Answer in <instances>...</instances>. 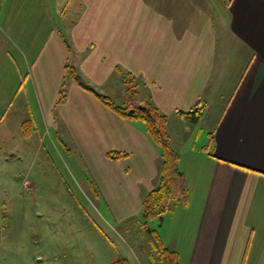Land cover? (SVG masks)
<instances>
[{
	"label": "crops",
	"instance_id": "0c3cea01",
	"mask_svg": "<svg viewBox=\"0 0 264 264\" xmlns=\"http://www.w3.org/2000/svg\"><path fill=\"white\" fill-rule=\"evenodd\" d=\"M57 16L68 20L67 37L54 28ZM0 22L28 50L47 36L32 84L45 119L70 59L100 84L133 78L137 100L169 116L190 201L168 214L177 236L161 235L182 263L264 264V0H0ZM67 84L55 119L93 187L141 211L159 182L160 148L141 120L122 118L75 78ZM200 102L198 124L177 114ZM112 150L127 155L112 160Z\"/></svg>",
	"mask_w": 264,
	"mask_h": 264
},
{
	"label": "rangeland",
	"instance_id": "374dc122",
	"mask_svg": "<svg viewBox=\"0 0 264 264\" xmlns=\"http://www.w3.org/2000/svg\"><path fill=\"white\" fill-rule=\"evenodd\" d=\"M55 23L51 26L66 36L68 20L57 16ZM14 29L0 22V264H113L123 259L158 264L161 245L155 231L169 243L177 236L171 218H153L146 225L137 202L108 200L97 184L93 187L68 130L55 119L57 106L49 121L40 114L32 85L34 59L47 36L28 50ZM68 65L71 70L72 59ZM76 74L117 104L129 99L127 79L118 83L111 77L100 84L79 70ZM66 77L73 78L69 72ZM144 93L140 97L147 100ZM27 119L33 121L29 136L20 125Z\"/></svg>",
	"mask_w": 264,
	"mask_h": 264
},
{
	"label": "trees",
	"instance_id": "16d2710c",
	"mask_svg": "<svg viewBox=\"0 0 264 264\" xmlns=\"http://www.w3.org/2000/svg\"><path fill=\"white\" fill-rule=\"evenodd\" d=\"M66 66V73L69 72L71 77L75 78L77 82L85 89L93 92L98 99L122 118L128 120H141L147 132L153 141L158 145L161 151L162 167L158 184L148 191L142 199L141 215L145 219L144 224H148L147 220L158 218L161 222L165 217L179 205H187L190 201V188L187 178L180 169L181 155L172 143L171 133L169 131V116L163 112L153 101L140 103L137 101V84L134 79L126 81L129 84L128 95L129 99L124 104H117L109 96L102 94L90 85L84 82L76 73L77 69ZM66 74L60 87L59 96L56 101V106L64 103L67 98L68 80ZM206 105L198 103L197 106L191 110H179V114L188 123L198 124L205 112ZM33 121L25 120L22 123V128L25 136H29L33 132ZM213 137V135H212ZM126 153L112 150L107 153V156L112 160H118L126 156ZM157 240L161 245V256L158 264H181V256L177 250L170 249L163 244L159 232L155 231ZM151 264H157L153 259ZM113 264H130L127 259H123Z\"/></svg>",
	"mask_w": 264,
	"mask_h": 264
}]
</instances>
